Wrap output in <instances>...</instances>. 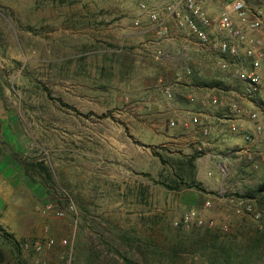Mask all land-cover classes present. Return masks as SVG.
<instances>
[{"label": "rangeland", "instance_id": "obj_1", "mask_svg": "<svg viewBox=\"0 0 264 264\" xmlns=\"http://www.w3.org/2000/svg\"><path fill=\"white\" fill-rule=\"evenodd\" d=\"M135 11L132 0H0V264L142 261L129 241L187 233L175 222L205 194L213 206L202 215L213 226L192 229L264 241V162L254 169L228 147L216 151L226 162L211 161L193 147L182 164L179 126L155 114L160 100L176 98L164 93L177 84L176 50L157 53L145 27L133 26ZM194 54L207 65L198 70L202 92L214 81L236 87ZM256 105L264 123V102ZM237 133H225L224 143H245ZM208 178L217 189L207 190ZM174 181L178 190L160 184ZM180 197L194 202L180 208ZM231 198L261 220L237 215Z\"/></svg>", "mask_w": 264, "mask_h": 264}, {"label": "built area", "instance_id": "obj_2", "mask_svg": "<svg viewBox=\"0 0 264 264\" xmlns=\"http://www.w3.org/2000/svg\"><path fill=\"white\" fill-rule=\"evenodd\" d=\"M133 1L136 2L139 12L133 20L136 29L142 27L144 22H149L156 26L159 35H167L168 22L171 21L177 30L185 31L188 37L196 41L199 49L205 52L221 73L228 74L232 78L236 87L229 91L230 94L254 105L260 101L264 102V0ZM212 7L215 9L213 13L210 12ZM191 74L190 68L184 72L186 76ZM164 93L168 98L172 97L168 87L164 89ZM203 104L217 107L220 100L217 96H211ZM258 109L248 112L233 105L228 111L234 117L247 115L253 122V132L243 137L246 143H253L257 139L256 142L264 145V123L260 118L262 112ZM187 120L186 125L200 123L198 115L188 116ZM170 125L173 126L174 123ZM229 130L239 131L234 123L230 124ZM202 132L204 137L209 135L205 127ZM204 147L206 148L207 145L200 146L198 151H204ZM260 155H263L264 162V151ZM226 161V157L221 158V162ZM253 168L257 169L258 165L253 163ZM211 198L208 196L202 200L198 208L185 211L175 225L187 231L193 227H212L213 221L202 215L212 208ZM229 203L233 204L237 215L245 213L255 221L261 220V215L250 204L232 198L229 199ZM45 209L50 210V207L47 206ZM226 228L224 226V229Z\"/></svg>", "mask_w": 264, "mask_h": 264}, {"label": "crops", "instance_id": "obj_3", "mask_svg": "<svg viewBox=\"0 0 264 264\" xmlns=\"http://www.w3.org/2000/svg\"><path fill=\"white\" fill-rule=\"evenodd\" d=\"M133 3L136 7V2L133 1ZM210 12H215V9L212 7L210 9ZM135 13V17L139 15L137 7ZM142 26L145 27V31H143L142 34H144L145 32L147 33H145L146 35H144L143 37L145 39H155V43L157 44V53L163 55L165 54V49L176 50V53L173 54V57L176 58V61L175 64H173L172 68L176 70L175 75L177 77V84H173L172 86L167 84L165 86V88L168 87L171 92L173 90L176 98L172 102H162L160 100L158 103L161 106L159 107L156 105L157 112L155 114L164 118L170 117L172 119H175L177 126H179V146L182 149V155L184 156H182V158L184 159L182 164L184 165L187 160H189L193 155V152L191 151L193 147L199 148L200 146L202 147V145L205 146V144L207 145V147L204 148L209 151L207 153V156L210 157L211 161H213V159H219L221 157L219 155V152L216 151H223L224 147H228L231 149L233 148V150H235L233 151L234 154H241L242 156L246 157L250 162H246L245 164H250L251 166H253V163H258L260 160L262 161L263 155L260 154L264 151V145H262V143L260 142H256L257 139L253 143H246L244 141L245 143H243L242 145L238 142H235L229 146L224 143L225 133L230 132L229 126L232 123H234L238 127L239 133H237V135H240V137L242 138L245 134L252 133L254 129V124L247 117V115L234 117L233 115L229 114V107L236 105L250 112L256 111V109L258 108L257 105L251 104L249 101L233 95V98L226 96L227 92L229 93L231 89H234L233 84L231 83H220L219 81L216 83L214 81V83H211L209 85L207 83V85L211 87V89H207L208 91L206 90L202 92L201 89H203V86L201 85L206 81H201L200 79H198L197 76L200 75L198 70L200 71L207 65L203 64L201 60L202 55L194 53L198 52L200 54H205V52L199 49L196 41L193 40V38L188 37L185 31L177 30L171 21L168 22L169 33L162 36L159 35L158 31H156L155 25L150 24L149 22H144ZM187 54H189L188 58L190 61L187 65H183L181 62L185 60ZM206 58L209 59L208 56H206ZM187 68L192 69V74L190 75L192 76L191 78H193L191 79L192 82L184 78L186 77V75H184V72ZM217 80L222 81V79ZM222 86H226L227 88L230 87V89L226 92L227 89ZM222 88L223 90H221ZM211 96H217L219 98L220 104L217 107L203 104L204 101H207ZM151 98L152 96L148 97V99L150 100ZM153 102L156 103L155 100H153ZM235 102L239 105L231 104ZM192 115H198L200 118V123L186 125L185 122L187 120V117ZM260 118L262 117L260 116ZM204 127L209 131V135L207 137L203 136L202 131ZM198 141H201V143L197 144ZM219 165L221 166L220 162L216 163L215 166ZM210 167H213V164L210 165ZM220 169L224 171V169ZM205 182L206 186L209 188L207 189L208 191H213L219 186L216 185L215 180H212L211 178L206 179ZM205 196L212 197V195L210 194H205ZM180 202H183V205H179V207L184 208L193 204L194 201L191 197H189L188 199H183L182 197H180Z\"/></svg>", "mask_w": 264, "mask_h": 264}, {"label": "trees", "instance_id": "obj_4", "mask_svg": "<svg viewBox=\"0 0 264 264\" xmlns=\"http://www.w3.org/2000/svg\"><path fill=\"white\" fill-rule=\"evenodd\" d=\"M160 184L170 190L180 187L175 181L174 186ZM258 191L264 192V183ZM183 232L176 230L170 236L171 241H129V250L136 249L142 261L131 257L121 259L124 264H195L196 258L203 259V264H264V241H227L219 232L208 228Z\"/></svg>", "mask_w": 264, "mask_h": 264}]
</instances>
